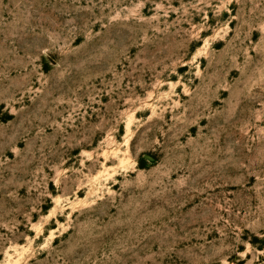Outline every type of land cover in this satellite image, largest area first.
I'll list each match as a JSON object with an SVG mask.
<instances>
[{"label": "rangeland", "instance_id": "374dc122", "mask_svg": "<svg viewBox=\"0 0 264 264\" xmlns=\"http://www.w3.org/2000/svg\"><path fill=\"white\" fill-rule=\"evenodd\" d=\"M0 264H264V0H0Z\"/></svg>", "mask_w": 264, "mask_h": 264}]
</instances>
